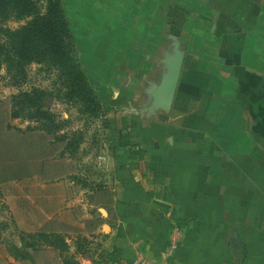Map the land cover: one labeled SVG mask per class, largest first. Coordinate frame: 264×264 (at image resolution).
<instances>
[{
  "label": "crops",
  "instance_id": "crops-1",
  "mask_svg": "<svg viewBox=\"0 0 264 264\" xmlns=\"http://www.w3.org/2000/svg\"><path fill=\"white\" fill-rule=\"evenodd\" d=\"M201 5L184 40L152 27L150 48L128 62L119 49L117 79L90 86L93 139L32 134L6 162L0 196L22 236L0 242V264H163L175 230L168 264H264V0ZM172 38L179 81L152 112Z\"/></svg>",
  "mask_w": 264,
  "mask_h": 264
},
{
  "label": "rangeland",
  "instance_id": "rangeland-1",
  "mask_svg": "<svg viewBox=\"0 0 264 264\" xmlns=\"http://www.w3.org/2000/svg\"><path fill=\"white\" fill-rule=\"evenodd\" d=\"M58 1L73 37L78 62L90 86L96 83V80L101 82L110 78L109 75H115L114 79H117L118 74L114 69L118 66V60L122 59L119 49L128 46V52L126 49L123 50L124 62H128L135 55L131 48L141 46L142 49L150 48L151 38L154 37L152 27L156 29L155 36L159 34L157 32H160V36L163 32V37L170 33L184 40L182 27L188 26L190 12L202 7L201 0ZM28 20L29 18L14 17L0 19V28L15 30L25 25ZM167 45L169 41L166 40L163 46ZM134 62L136 63L137 60ZM24 79L19 86H12L5 69L3 67L0 69V120L11 131L17 132L15 134L18 136L24 135L21 146L26 144L28 136L36 138L32 134L62 140V134L69 133L75 141H82L85 137L86 140H90L98 134V126L102 125V116L91 117L81 103L69 99L66 94L72 91L71 81L68 84L58 72H49L34 61L26 67ZM68 85L70 88L66 90ZM35 88L46 95L41 112L48 114L49 120L40 117V112L34 109L25 110L22 106L15 105L18 100L15 103L12 100V96H17L21 92H30ZM14 112L18 115L11 117ZM48 122L52 126L50 132L46 131L43 125ZM6 134L0 129L2 147ZM4 160L7 159L0 157V161ZM21 236L10 221L0 196V242L8 245L9 241Z\"/></svg>",
  "mask_w": 264,
  "mask_h": 264
},
{
  "label": "trees",
  "instance_id": "trees-1",
  "mask_svg": "<svg viewBox=\"0 0 264 264\" xmlns=\"http://www.w3.org/2000/svg\"><path fill=\"white\" fill-rule=\"evenodd\" d=\"M9 17L29 18L28 22L18 29L0 28V69L2 67L5 69L11 85L19 86L24 82L26 67L34 61L49 72H58L68 84L71 81L72 91L66 95L69 99L75 100V103H81L91 117L103 116L104 112L78 62L73 37L59 1L0 0V19L6 20ZM69 88L68 85L66 90ZM45 97L44 92L35 88L30 92H21L17 96H12V100L14 103L18 100L15 105L22 106L25 110L34 109L40 112V115L38 114L40 117L49 120L48 114L41 112ZM17 115L14 112L11 117ZM43 125L46 131H51L52 126L49 122ZM0 129L7 133L3 147L0 146V157L7 159L0 161V183H3L4 169L7 168L6 172L9 170L6 162L17 167L23 135L15 134L17 132L11 131L1 120ZM40 236L44 238L45 245H55L52 241L53 236L48 238L45 235ZM30 245L36 247L35 244ZM110 260L114 258L111 257ZM64 264L78 263L66 258Z\"/></svg>",
  "mask_w": 264,
  "mask_h": 264
},
{
  "label": "water",
  "instance_id": "water-1",
  "mask_svg": "<svg viewBox=\"0 0 264 264\" xmlns=\"http://www.w3.org/2000/svg\"><path fill=\"white\" fill-rule=\"evenodd\" d=\"M258 2V0H252ZM184 60V55L179 49V43L172 38V46L169 55L166 56L163 63L165 71L158 77L155 84L151 85L147 109L149 111H168L172 105L179 76Z\"/></svg>",
  "mask_w": 264,
  "mask_h": 264
},
{
  "label": "built area",
  "instance_id": "built-area-1",
  "mask_svg": "<svg viewBox=\"0 0 264 264\" xmlns=\"http://www.w3.org/2000/svg\"><path fill=\"white\" fill-rule=\"evenodd\" d=\"M173 233H175V237L171 240L170 244H169V248H168V251L166 253H164V255L162 256L163 257V264H168L167 262V259L168 257L172 256L177 245H176V236H178V233H177V230H175ZM143 264H150V263H143Z\"/></svg>",
  "mask_w": 264,
  "mask_h": 264
}]
</instances>
